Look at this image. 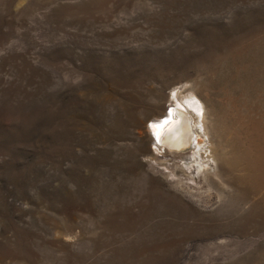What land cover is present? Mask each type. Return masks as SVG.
I'll use <instances>...</instances> for the list:
<instances>
[{"label": "rangeland", "instance_id": "rangeland-1", "mask_svg": "<svg viewBox=\"0 0 264 264\" xmlns=\"http://www.w3.org/2000/svg\"><path fill=\"white\" fill-rule=\"evenodd\" d=\"M0 264H264V0H0Z\"/></svg>", "mask_w": 264, "mask_h": 264}, {"label": "bare ground", "instance_id": "bare-ground-1", "mask_svg": "<svg viewBox=\"0 0 264 264\" xmlns=\"http://www.w3.org/2000/svg\"><path fill=\"white\" fill-rule=\"evenodd\" d=\"M193 98L191 96L184 101L182 94L176 92L174 104L170 106V109L168 108L166 114L149 119L145 132L149 134L150 138H154V145L160 151H175L185 163H191L189 167H194L196 171L206 175L209 169L208 164L206 165L203 160L206 158L215 161V159L212 155L206 126L207 112L202 102L199 100L196 103ZM189 129L191 131V144L185 149L183 146L189 145L187 142ZM187 149L191 151L186 152ZM256 167L257 164L253 162L250 164L249 170L252 171Z\"/></svg>", "mask_w": 264, "mask_h": 264}, {"label": "water", "instance_id": "water-1", "mask_svg": "<svg viewBox=\"0 0 264 264\" xmlns=\"http://www.w3.org/2000/svg\"><path fill=\"white\" fill-rule=\"evenodd\" d=\"M187 133L189 135L188 138H187V142H188L189 145H184L183 147L185 149L188 148L190 146V144H191V140H190V138H191V131H190V129L187 131Z\"/></svg>", "mask_w": 264, "mask_h": 264}]
</instances>
